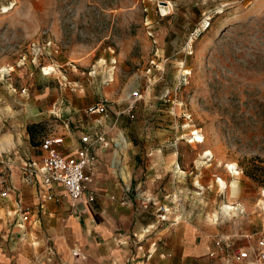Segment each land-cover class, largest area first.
<instances>
[{
  "label": "rangeland",
  "instance_id": "rangeland-1",
  "mask_svg": "<svg viewBox=\"0 0 264 264\" xmlns=\"http://www.w3.org/2000/svg\"><path fill=\"white\" fill-rule=\"evenodd\" d=\"M84 129L107 131L111 160L118 133L133 141L136 173H113L130 192L160 180L177 211L264 237V0H0V140L35 154Z\"/></svg>",
  "mask_w": 264,
  "mask_h": 264
},
{
  "label": "crops",
  "instance_id": "crops-1",
  "mask_svg": "<svg viewBox=\"0 0 264 264\" xmlns=\"http://www.w3.org/2000/svg\"><path fill=\"white\" fill-rule=\"evenodd\" d=\"M85 133L91 131L84 129L77 143L65 136V152L73 153ZM118 136L119 133L113 142L114 151L119 150V165L114 167L115 152L112 160L107 152L111 146H99L92 169L95 199L89 201L88 195H84L73 205L64 189L57 185L53 191L59 194V200L43 201L40 191L45 186L40 179L31 183L24 178L22 164L26 160H40L42 147L34 154L26 144L25 147L15 144L12 152L11 148L6 149L14 143L12 135H3L0 161L13 167L8 177L9 193L0 196V264H249L234 254V248L250 241L222 235L209 228L207 221L194 220L183 209L177 211L173 187L164 192L157 186L160 180H153L150 186L148 183L137 186L135 195L129 190V182L123 184L115 178L114 172L120 175L117 169L123 170L124 177L120 175L123 179L127 178L126 170L134 175L142 157L127 137V145L121 149ZM159 153L161 157L167 155V174L182 169L176 164L179 151L167 152L166 148ZM19 202L31 209L24 223L17 213ZM219 238L224 241L222 246L216 245Z\"/></svg>",
  "mask_w": 264,
  "mask_h": 264
},
{
  "label": "built area",
  "instance_id": "built-area-1",
  "mask_svg": "<svg viewBox=\"0 0 264 264\" xmlns=\"http://www.w3.org/2000/svg\"><path fill=\"white\" fill-rule=\"evenodd\" d=\"M104 104H98L90 108L93 113L104 112ZM66 137L64 134H50L42 140L43 156L40 160H26L21 169L24 178L34 183L40 179L45 186L40 191V196L44 200H59V194L53 191V186L57 185L64 189L65 195L70 198L73 205L88 195L89 201H94L95 190L93 187L95 178L92 169L97 161L96 149L99 146L109 147L111 141L108 139L107 132L101 134L85 133L81 137V143L73 153H66L64 146ZM0 196L6 197L10 190L9 175L13 164L0 161ZM31 209L22 206L19 202L17 213L22 215V223L28 220ZM165 218V216H162ZM251 238V236H247ZM223 239L216 240L217 246L223 245ZM75 254L78 252L75 251ZM215 253H212L214 255ZM234 254L249 264H264V238H260L256 243L250 241L247 245L234 248Z\"/></svg>",
  "mask_w": 264,
  "mask_h": 264
},
{
  "label": "bare ground",
  "instance_id": "bare-ground-1",
  "mask_svg": "<svg viewBox=\"0 0 264 264\" xmlns=\"http://www.w3.org/2000/svg\"><path fill=\"white\" fill-rule=\"evenodd\" d=\"M7 10H8V8H7ZM53 69H54V67H52V66H46V67H44V72L46 74H50L51 73V70H53ZM131 93L132 92H128L127 93V96L128 97L129 96L131 97L133 95ZM118 137H119L118 145H119V147L121 149H123L127 145V140H126V138H125V136H124V134L122 132L119 133V136ZM189 141L190 142H204V136L202 134H199L196 131L195 132V136L194 137H191ZM114 152H115L114 167L116 168L119 165L120 156H119V150H115ZM207 153H211V152L208 151ZM228 167L232 171H234L235 174H239L240 173L239 171H237L238 169L237 170L234 169V167H236L235 164H229ZM118 171H119L120 175H122L124 177L125 174H124L123 170L122 169H119ZM220 185H221L222 188H227L229 186L228 183H227V181L224 180L223 178H220ZM225 208L226 209H231V208H233V206H232V204H226L225 205Z\"/></svg>",
  "mask_w": 264,
  "mask_h": 264
}]
</instances>
